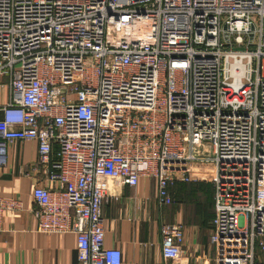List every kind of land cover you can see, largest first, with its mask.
I'll return each instance as SVG.
<instances>
[{"label":"built area","instance_id":"obj_1","mask_svg":"<svg viewBox=\"0 0 264 264\" xmlns=\"http://www.w3.org/2000/svg\"><path fill=\"white\" fill-rule=\"evenodd\" d=\"M4 77L0 168L37 144L38 232L75 234L77 264H123L103 207L142 178L160 206L210 178L215 264H264V0H0ZM22 207L0 198V229ZM160 235L176 261L184 226Z\"/></svg>","mask_w":264,"mask_h":264},{"label":"crops","instance_id":"obj_2","mask_svg":"<svg viewBox=\"0 0 264 264\" xmlns=\"http://www.w3.org/2000/svg\"><path fill=\"white\" fill-rule=\"evenodd\" d=\"M8 77L0 78L1 109L10 99ZM200 166H192L197 172ZM41 184L54 188L45 179L38 162L35 142L16 141L7 146L6 165L0 168V198L18 199L22 209L6 212L0 229V264H77L75 234H42L35 217L32 188ZM174 199L170 206L158 204L155 179L142 178L136 188L119 190V200L103 207L106 247L122 252L123 264H215L211 243L215 214V189L210 178L170 185ZM162 224L185 228L181 255L176 261L162 254Z\"/></svg>","mask_w":264,"mask_h":264},{"label":"rangeland","instance_id":"obj_3","mask_svg":"<svg viewBox=\"0 0 264 264\" xmlns=\"http://www.w3.org/2000/svg\"><path fill=\"white\" fill-rule=\"evenodd\" d=\"M200 168H202V169L206 168L207 171L209 170V167H207V165H202V166H200ZM208 177H210V174H208Z\"/></svg>","mask_w":264,"mask_h":264}]
</instances>
